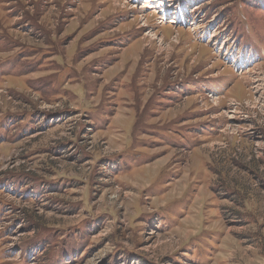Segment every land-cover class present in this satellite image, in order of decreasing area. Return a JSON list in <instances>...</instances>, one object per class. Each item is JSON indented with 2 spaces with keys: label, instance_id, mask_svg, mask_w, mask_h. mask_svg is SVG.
<instances>
[{
  "label": "rangeland",
  "instance_id": "374dc122",
  "mask_svg": "<svg viewBox=\"0 0 264 264\" xmlns=\"http://www.w3.org/2000/svg\"><path fill=\"white\" fill-rule=\"evenodd\" d=\"M0 264H264V0H0Z\"/></svg>",
  "mask_w": 264,
  "mask_h": 264
},
{
  "label": "bare ground",
  "instance_id": "6f19581e",
  "mask_svg": "<svg viewBox=\"0 0 264 264\" xmlns=\"http://www.w3.org/2000/svg\"><path fill=\"white\" fill-rule=\"evenodd\" d=\"M178 18V17H177Z\"/></svg>",
  "mask_w": 264,
  "mask_h": 264
}]
</instances>
